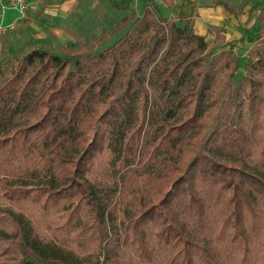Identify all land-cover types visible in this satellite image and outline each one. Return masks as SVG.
Returning a JSON list of instances; mask_svg holds the SVG:
<instances>
[{"label":"trees","instance_id":"obj_1","mask_svg":"<svg viewBox=\"0 0 264 264\" xmlns=\"http://www.w3.org/2000/svg\"><path fill=\"white\" fill-rule=\"evenodd\" d=\"M155 11L94 54L31 47L0 84V264H264V53L233 81L223 29Z\"/></svg>","mask_w":264,"mask_h":264},{"label":"rangeland","instance_id":"obj_2","mask_svg":"<svg viewBox=\"0 0 264 264\" xmlns=\"http://www.w3.org/2000/svg\"><path fill=\"white\" fill-rule=\"evenodd\" d=\"M10 1L11 0H2V3L8 6ZM173 1L171 0L170 3L165 4L163 0H154L151 3H147L145 0H114L116 6L112 7V13L101 14L100 18L91 24L90 29L82 34L80 33L74 42H70L64 46H54L53 44H50L49 46H26L21 42L12 44L7 39H5V36L8 33L13 34L15 32V26L12 29L5 28L4 31H0V84L3 83V81L9 76L10 71L20 60L22 53L29 50L31 47L42 48L51 53L58 54L60 53V47H71L73 50L80 45H83L85 47V51L94 54L97 52L98 48L102 49L104 47L110 46L115 39L121 37V34L124 33L128 23L137 22V20L141 18V11L144 6L153 10L157 9V12H154L155 18L158 17L159 14L160 16L171 19L170 13H172L171 7L173 6ZM217 2H225L228 4V6H233L236 11L235 14H231L228 11L229 14L237 18L236 23L238 24V28L236 29V32L232 33L231 35L227 33L226 35L225 29L221 28L223 29L222 35L224 37V41H228L234 46L232 50L233 55L238 61V69L233 79V81H236L238 77L244 76L247 72L245 64L248 59V52L250 50L252 52L261 50L264 53V25L258 30V27L261 23L259 20H257V15L259 13L258 11L262 6V0H194L192 13L187 17H190L189 20L191 28L195 35H197L196 33L198 32H203L202 36H197L202 37L207 45H211L215 40V30L218 28H214L213 25L207 22L203 23V21L199 19L198 9L201 10L203 8H211L215 6L214 4H217ZM251 6H255L257 9H255L249 16L248 11ZM26 13L27 9L25 10V16L20 17V14L18 13L19 18L13 23L16 25L19 20L26 18ZM242 15L247 17L245 21ZM128 17L130 18L127 19ZM126 19L127 21H125ZM147 20L149 22H153V19L148 18ZM149 33H151V31ZM241 36H244L243 40H241ZM221 44L211 52L209 57L215 58L222 50L228 49V46H222ZM205 52L206 50L203 51L202 55L205 56ZM252 75L254 76V79L258 81V86L254 88L256 95L263 98L264 69H260L252 73ZM223 76L224 73H222L221 78ZM238 91H241V88H238ZM239 114H241L239 122L242 123L246 131L251 135L249 131V113H246V111L242 108Z\"/></svg>","mask_w":264,"mask_h":264},{"label":"crops","instance_id":"obj_3","mask_svg":"<svg viewBox=\"0 0 264 264\" xmlns=\"http://www.w3.org/2000/svg\"><path fill=\"white\" fill-rule=\"evenodd\" d=\"M2 4L0 1V25L7 26L19 16L15 9ZM214 5L208 9H198L199 19L214 28L225 29L226 35L235 33L238 28L237 18L229 14L223 5ZM115 6L114 0H33L28 5L26 18L19 20L15 32L6 34L5 39L12 44L21 42L26 46H64L90 29L101 14L112 13V7ZM193 6L194 0H174L171 19L189 16ZM242 17L244 21L247 18ZM196 34L202 36L203 32Z\"/></svg>","mask_w":264,"mask_h":264},{"label":"built area","instance_id":"obj_4","mask_svg":"<svg viewBox=\"0 0 264 264\" xmlns=\"http://www.w3.org/2000/svg\"><path fill=\"white\" fill-rule=\"evenodd\" d=\"M0 1L2 3V0H0ZM30 1H32V0H11L9 3V6L13 9L17 10L18 13L20 14V17H21V16H25V10L27 9L28 3ZM14 26H15V23H11L7 26H1L0 25V31H4L5 28L12 29Z\"/></svg>","mask_w":264,"mask_h":264}]
</instances>
